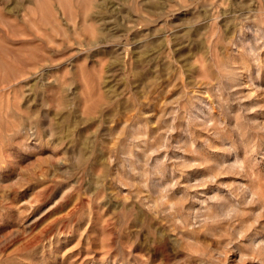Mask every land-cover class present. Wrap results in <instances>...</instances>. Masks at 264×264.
<instances>
[{
    "label": "rangeland",
    "instance_id": "1",
    "mask_svg": "<svg viewBox=\"0 0 264 264\" xmlns=\"http://www.w3.org/2000/svg\"><path fill=\"white\" fill-rule=\"evenodd\" d=\"M0 264H264V0H0Z\"/></svg>",
    "mask_w": 264,
    "mask_h": 264
}]
</instances>
